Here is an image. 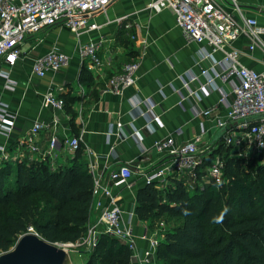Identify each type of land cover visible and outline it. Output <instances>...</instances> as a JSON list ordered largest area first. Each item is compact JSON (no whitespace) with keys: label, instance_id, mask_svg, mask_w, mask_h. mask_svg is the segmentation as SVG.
I'll list each match as a JSON object with an SVG mask.
<instances>
[{"label":"built area","instance_id":"obj_1","mask_svg":"<svg viewBox=\"0 0 264 264\" xmlns=\"http://www.w3.org/2000/svg\"><path fill=\"white\" fill-rule=\"evenodd\" d=\"M115 1L117 0H0V64L15 66L21 60L23 46L29 38L40 44L44 42L43 32L57 25L68 29L77 38L98 30L101 28L97 22L98 15L106 14ZM228 2L231 9L218 0H151L148 7L169 8L184 36L190 42L202 46L201 60L210 62V66L202 68L199 73L189 70L184 79L185 90L197 101L196 113L208 120L212 118L215 132L224 129L221 141L231 150V155L243 157L241 151L247 149V152L258 157L264 155V68L258 70L245 65L243 52L235 44L245 39L251 52L258 49L264 55V25L256 17L243 12L237 0ZM100 47L101 41L80 42L77 51L81 66L85 65L91 72L101 69L104 64L99 57ZM216 54H220L221 58L217 59ZM71 58L70 54L54 45L48 52L34 59L32 73L40 78H45L50 73L57 74L70 66ZM140 67L141 60L125 64L120 72L110 77L107 89L122 96L137 83ZM0 77L8 89L15 90L19 86V82L12 78L10 68L0 70ZM227 84H232L229 92L225 89ZM192 85L196 87L195 90L191 89ZM57 90V86L51 85L44 92V109L65 110V101ZM212 91L219 92L218 104L227 108L223 116L219 113L214 115L213 110H202L199 107L204 96ZM79 95L82 100L87 98V92L82 86ZM136 103L140 115L149 125L160 123L151 99L137 100ZM16 119V112L0 98V160L16 164L24 159L32 161L39 155L54 164L57 160L56 138L51 140L44 152L37 145V136L44 128L41 122L33 124L29 133L19 142L17 152L13 155L9 153L8 142L13 138ZM207 132L208 129L202 124L201 134L186 144H178L172 136L156 141L153 151L159 156H169L171 160L146 174V183L162 181L169 176L189 177L195 181L203 158L216 149L214 143L206 145L204 150L200 148L202 135ZM134 138L142 144L139 131L135 130ZM68 144L73 151L82 149L77 136L68 140ZM85 152L93 154L89 148ZM95 167V164L90 166L94 176L93 197L105 198L107 203H97L98 217L88 226L86 234L80 240L64 245L69 248L84 247L89 251L97 246L102 235H108L125 243L132 252V259H138L140 264H158L157 249L162 241L160 235L146 230L137 236L131 223L135 211L131 210L125 221L121 197L113 192V187L131 189L130 180L134 174L131 167L119 166L111 170L107 177L98 173ZM223 168L224 160L219 155L215 156L209 167V176L217 184L222 182ZM137 238L146 241L148 246L139 249Z\"/></svg>","mask_w":264,"mask_h":264},{"label":"crops","instance_id":"obj_2","mask_svg":"<svg viewBox=\"0 0 264 264\" xmlns=\"http://www.w3.org/2000/svg\"><path fill=\"white\" fill-rule=\"evenodd\" d=\"M218 1L231 9L228 0ZM237 1L243 12L256 17L264 25V0ZM150 2L117 0L106 14L98 15L97 22L101 25L98 30L77 38L68 29L57 25L43 32L44 42L40 44L29 38L23 46L22 58L15 66L0 64V70L10 68L12 78L19 82V86L11 90L0 77V98L17 114L13 138L8 142L9 153L13 155L17 152L19 142L29 133L33 124L41 122L44 128L37 136V145L44 152L51 140L56 138L57 160L52 164L48 158L39 155L35 158L46 160L53 167L70 164L75 151L69 148L68 140L74 136L80 138L84 149L82 155L89 169L95 164L97 172L107 177L111 170L119 166H130L134 173L130 180L131 189L113 187V192L121 197L125 221L131 210L136 209L137 191L146 184L145 175L171 160L169 156H159L153 151L156 141L172 136L178 144H186L201 134V125L204 124L208 129L200 143V148L204 150L218 132L213 129L212 118L208 120L196 113L197 101L184 88V79L189 70L199 73L202 68L210 66V62L201 60L202 46L190 42L184 36L169 8H149ZM63 31L69 37L66 34L63 37ZM99 41V57L104 65L92 71L94 84L88 90L87 98L82 100L79 95L82 66L77 49L80 42ZM54 45L72 56L70 66L57 74L50 73L45 78L34 75L31 69L34 59L48 52ZM235 47L243 52L245 65L258 70L264 68V55L258 49L251 52L245 39L239 40ZM216 57L220 59L221 55L216 54ZM137 60H141V67L135 86L126 90L122 96L110 92L107 89L110 77L120 72L125 64ZM51 85L58 87L59 96L67 95L74 99V113L42 107L43 94ZM231 87L232 84L225 85L228 92ZM191 89L195 90L196 87L192 85ZM219 98V92H209L199 107L223 116L227 108L218 104ZM146 99L154 102V112L160 118V123L149 125L140 115L136 102ZM135 130L141 134L142 144L134 138ZM86 148L91 149L93 154H87ZM2 163L6 162L0 160ZM99 201L104 205L107 203L105 198L94 199L89 225L98 217ZM131 220L137 236L146 230L153 232L147 222L139 220L136 213ZM136 241L139 249L148 246L144 240L137 238ZM131 264H140V261L132 259Z\"/></svg>","mask_w":264,"mask_h":264},{"label":"trees","instance_id":"obj_3","mask_svg":"<svg viewBox=\"0 0 264 264\" xmlns=\"http://www.w3.org/2000/svg\"><path fill=\"white\" fill-rule=\"evenodd\" d=\"M79 84L88 96L94 78L85 65ZM60 97L65 111L74 113V99ZM214 145L215 151L203 158L193 187L183 178L169 176L162 188L152 182L137 191L135 213L140 221L163 215L181 220L164 234L158 264H264V155L245 165L249 162L234 158L221 141ZM82 152L75 151L64 167L39 158L0 164V254L30 229L54 244L76 243L86 234L94 176ZM217 155L224 160L221 184L209 176ZM72 254L83 258L74 264L132 263L128 246L108 235H102L94 249Z\"/></svg>","mask_w":264,"mask_h":264},{"label":"water","instance_id":"obj_4","mask_svg":"<svg viewBox=\"0 0 264 264\" xmlns=\"http://www.w3.org/2000/svg\"><path fill=\"white\" fill-rule=\"evenodd\" d=\"M224 129L215 135L213 142L221 140ZM0 264H74L72 249L64 244H54L35 232L19 237L15 245L0 254Z\"/></svg>","mask_w":264,"mask_h":264},{"label":"rangeland","instance_id":"obj_5","mask_svg":"<svg viewBox=\"0 0 264 264\" xmlns=\"http://www.w3.org/2000/svg\"><path fill=\"white\" fill-rule=\"evenodd\" d=\"M54 30V29H53ZM68 36V33L67 32H65V31H63L62 33H61V35L63 36V37H65L66 35ZM69 37V36H68ZM67 38V37H66ZM244 155H243V157H241V156H238V155H236V156H233L234 158H236V159H245L246 161H248L249 163H245V165H247V164H250L251 163V160L252 159H254V156L251 154V153H249V152H247V149H244V150H242L241 151ZM262 163H264V157L262 158ZM12 165H15V163H11ZM14 167V166H13ZM178 177H180V176H178ZM180 178H183L185 181H187L189 184H190V186L191 187H193L195 184H196V182H194V180L193 179H190L189 177H180ZM159 182V184L157 185L159 188H162L163 187V185H167V178L165 179V180H162V181H158ZM181 223V220H179V219H175V218H171V217H169L168 215H163L162 217H160V218H152L151 220H149V222H147L146 224H147V226H148V228H150L152 231H154V232H156L157 234H159L160 235V238H161V240L163 241V238L162 237H164V234L167 232V231H169V230H171L174 226H177V225H179ZM145 226V225H144ZM31 232H34L33 230H30ZM72 249V251L74 250V251H76V250H86V251H88L86 248H84V247H82V248H76V247H72L71 248ZM72 259L74 260V261H76V263L77 262H81V259L83 260V258H81V257H79L77 254H72ZM161 264V263H160Z\"/></svg>","mask_w":264,"mask_h":264}]
</instances>
